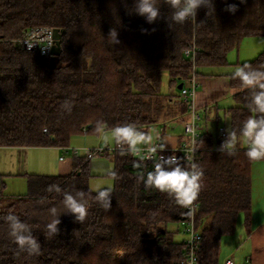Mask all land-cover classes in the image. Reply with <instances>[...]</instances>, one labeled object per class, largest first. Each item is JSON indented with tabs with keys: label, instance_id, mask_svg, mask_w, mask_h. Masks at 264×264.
Returning a JSON list of instances; mask_svg holds the SVG:
<instances>
[{
	"label": "trees",
	"instance_id": "trees-1",
	"mask_svg": "<svg viewBox=\"0 0 264 264\" xmlns=\"http://www.w3.org/2000/svg\"><path fill=\"white\" fill-rule=\"evenodd\" d=\"M197 10L196 23L176 24L172 9L160 0L153 24L133 11L134 0H0V146L69 147L74 136H99L132 126L148 135L190 119L178 85L197 68L229 65V55L248 38L264 37V0H212ZM235 5L237 11H227ZM34 27L65 30L57 67L51 58L14 45ZM117 32L119 44L109 36ZM197 47L195 61L186 51ZM245 71L264 72V50L244 63ZM164 75L168 85H164ZM198 76V74H197ZM235 104L225 110L237 144L234 154L218 150L210 132L196 140L195 162L203 171L196 199L202 235L198 264H220L221 244L237 231L238 218L251 223V168L243 122L261 118L254 98L264 89L244 86L234 74ZM164 88V89H163ZM116 144L122 141L116 137ZM69 175H29L28 193L0 194V264H184L187 238L175 228L190 215L174 197L146 185L156 162L133 153L106 152L114 169L109 177V206L91 188L92 159L74 156ZM189 169L191 164L181 162ZM167 167V166H166ZM168 170H171L170 168ZM56 187L61 189L56 191ZM83 194L87 215L80 222L63 205L64 193ZM55 207L53 216L49 209ZM16 215L41 247L20 250L5 217ZM58 218L59 232L47 225Z\"/></svg>",
	"mask_w": 264,
	"mask_h": 264
},
{
	"label": "crops",
	"instance_id": "crops-1",
	"mask_svg": "<svg viewBox=\"0 0 264 264\" xmlns=\"http://www.w3.org/2000/svg\"><path fill=\"white\" fill-rule=\"evenodd\" d=\"M232 61L230 59V64L227 66L197 68L199 88L196 104L202 115L200 135L210 132L217 139L220 130H225L228 134H231V120L225 115V110L235 104L234 95L238 91L231 87L230 76L240 68L239 64H241L238 62L235 64L237 66L233 67L234 62L232 63ZM183 123H170L166 127L152 126L148 130V135L135 144L143 146L152 137L154 142L165 144V148L178 149L182 145L190 143L183 130ZM116 140L115 136V143ZM44 151H49L51 155H54L55 162L46 160ZM61 157V147L14 148L0 146V194L3 195V192L9 189L8 186L19 178H23L29 190V175H46V173H54L50 175L71 174L74 171L75 157L73 160L68 159L69 161L66 158L61 161ZM91 167L92 173L95 170L106 168V175H104L107 177L114 169L113 163L105 157L92 163ZM46 168L49 170H45ZM21 191L25 190L22 189ZM20 193L22 194H17V196L27 194L25 192ZM12 196L16 195H8V197ZM238 231L241 232L242 241H240V249L237 252L245 249L244 255L240 257V261L235 257L237 258L236 261L229 253L225 252V238L228 237L226 236L221 244L220 264H224L229 258L234 259L239 264H245L247 261L250 264H264V159L254 161L251 168L250 227L245 225V215L241 214L238 218L236 235ZM244 237L245 240H243Z\"/></svg>",
	"mask_w": 264,
	"mask_h": 264
},
{
	"label": "clouds",
	"instance_id": "clouds-1",
	"mask_svg": "<svg viewBox=\"0 0 264 264\" xmlns=\"http://www.w3.org/2000/svg\"><path fill=\"white\" fill-rule=\"evenodd\" d=\"M164 2L172 9L171 20L176 24H184L186 22H195L197 10L211 5L214 13L212 0H164ZM243 3V0H241ZM160 0H134L135 13L146 19L148 24H153L160 18ZM227 11L235 13L237 8L235 5H229ZM112 44H119L117 32L112 30L109 36ZM250 67L244 64L234 72V76L238 77L244 86L258 87L264 89V72L261 71H245L244 68ZM255 110L264 113V90L258 92L254 98ZM114 136L135 144L144 138V134L138 132L132 126H125L114 130ZM243 137L247 143L246 155L252 160L264 159V117L248 118L243 122ZM237 144L235 133L229 134V139L221 145L220 151L227 152L229 155L234 154ZM165 144L161 143L157 147H153L151 151L163 152ZM167 166V167H166ZM171 170H168V169ZM203 171L199 169L196 163H192L190 170L181 167L176 155L167 158L159 156V161L155 163L154 170L147 174L146 185L151 186L161 193H167L174 197L176 203L182 207H188L197 199L201 190V180ZM56 191L61 189L56 187ZM82 193L74 196L68 192L64 193L63 205L68 213L75 217L76 221L82 222L87 215V206L83 202ZM108 190L97 193V199L109 206ZM50 213L55 216L57 209L55 207L49 209ZM9 221L10 235L14 238V242L20 250H27L29 254H39L40 243L31 235L26 225L19 220L16 215L9 214L5 217ZM58 218L52 219L47 225L48 235L54 236L59 232Z\"/></svg>",
	"mask_w": 264,
	"mask_h": 264
},
{
	"label": "built area",
	"instance_id": "built-area-1",
	"mask_svg": "<svg viewBox=\"0 0 264 264\" xmlns=\"http://www.w3.org/2000/svg\"><path fill=\"white\" fill-rule=\"evenodd\" d=\"M54 28L51 27H34L29 29L26 34L19 40L14 42V45L22 50L37 53L43 57L52 58V49L55 46L54 39ZM197 53V47L192 46L188 51H186L187 57L192 58L195 61ZM199 83L197 79V73L194 72L190 79L184 83L183 89L180 91V96L182 100L188 105L190 110V119L182 124L185 135L190 140L189 144H184L180 148L172 150L165 148L163 152L151 151L153 147L160 145L153 141L150 137L149 141L143 146H137L136 144H130L128 142H119L116 144L115 148H95L86 149L85 157L87 159H94L98 156H103L106 152L113 150H120L126 153H133L136 157L142 158L148 163H153L159 161V156L165 158L176 155L179 162H188L190 164L195 162L196 153V140L200 137V131L202 130V115L196 104V97L198 93ZM229 139V134L225 130H220L218 132V141L220 150L221 145ZM66 156L67 154H73L78 156L80 153L79 149H70L69 147L64 148ZM65 157H61L63 161ZM198 205L196 200L192 205L188 206L190 215L188 218L184 219L181 223L186 225L184 233L188 235L187 238V249L188 256L184 264H198L199 263V253L202 249V235L200 228L196 219V213L198 211ZM224 264H237L234 259L229 258ZM245 264H250L248 261Z\"/></svg>",
	"mask_w": 264,
	"mask_h": 264
},
{
	"label": "rangeland",
	"instance_id": "rangeland-1",
	"mask_svg": "<svg viewBox=\"0 0 264 264\" xmlns=\"http://www.w3.org/2000/svg\"><path fill=\"white\" fill-rule=\"evenodd\" d=\"M264 50V37H258V38H248L245 39L242 42V45L240 47V49L238 50H233L230 55H229V60H233L232 63L234 62V66H237L235 64H237L238 62L243 63V62H247V61H251L253 59H255L258 54L260 52H262ZM168 76L164 75V85L165 87L168 85ZM164 89V88H163ZM177 123V122H175ZM172 124V123H171ZM116 143H115V136L113 134V132H107V133H102L99 136L96 135H90V134H83V135H79V136H74L70 142V149H79L80 153L79 156H84L85 154V150L86 149H95V148H106V147H110L111 149L115 148ZM64 148H62V157H65L67 160H73L74 155L73 154H67L65 155L64 152ZM45 153V159L48 161H52L55 162L54 159V155H51V153L49 151H44ZM52 156V157H51ZM102 156H98L95 157L94 159H92V163H95L98 160H101ZM68 160V161H69ZM111 167V165H110ZM45 170H49V169H45ZM107 169L104 168L102 170L98 169L95 170V172H93V179L90 181V185L91 188L93 190L99 191V190H113L115 187V183L114 180L112 178H109V176H105L106 175V171ZM25 171V169H24ZM45 172H51V171H45ZM53 172V171H52ZM50 175V174H54V173H46V175ZM105 174V175H104ZM21 179V180H20ZM9 189L3 192V195L5 196H10V195H16L17 194H22L20 192H25L27 193V183L24 182L23 178H19L17 180H15L13 182V184H11L10 186H8ZM25 188V189H24ZM25 190V191H21V190ZM175 228L179 229L180 234L176 237L177 240H183V238H188V235L184 233L186 225H182V223L178 224V226H175ZM240 231V230H239ZM237 233V235H233L228 236L225 241V252L228 254H230V256L232 258H234L235 260L238 258V260L240 261V257L244 255L245 253V249L241 250L240 252H237L240 247V241H242V237H241V232L243 233V231L241 230V232ZM245 240V237L244 239ZM228 241V242H227ZM237 257V258H235ZM237 261V260H236ZM239 264V263H237Z\"/></svg>",
	"mask_w": 264,
	"mask_h": 264
},
{
	"label": "water",
	"instance_id": "water-1",
	"mask_svg": "<svg viewBox=\"0 0 264 264\" xmlns=\"http://www.w3.org/2000/svg\"><path fill=\"white\" fill-rule=\"evenodd\" d=\"M65 33V30L56 28L54 30V39H55V46L52 49L53 57L51 58V66L57 67V65L60 62V57L62 55L63 49H62V39L63 35ZM184 87V83H180L178 85V90L181 91Z\"/></svg>",
	"mask_w": 264,
	"mask_h": 264
}]
</instances>
